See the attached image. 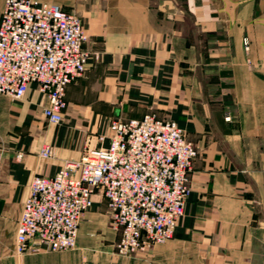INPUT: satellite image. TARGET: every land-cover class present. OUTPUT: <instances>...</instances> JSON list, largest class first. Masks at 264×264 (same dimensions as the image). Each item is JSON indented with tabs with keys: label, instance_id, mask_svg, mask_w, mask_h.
<instances>
[{
	"label": "crops",
	"instance_id": "obj_1",
	"mask_svg": "<svg viewBox=\"0 0 264 264\" xmlns=\"http://www.w3.org/2000/svg\"><path fill=\"white\" fill-rule=\"evenodd\" d=\"M40 1L82 18L91 55L60 123L48 121L36 83L22 99L0 94V264H264V0ZM151 112L176 121L199 151L174 236L116 253L97 192L75 248L17 254L32 177L109 145L114 117ZM45 144L53 157L40 155Z\"/></svg>",
	"mask_w": 264,
	"mask_h": 264
},
{
	"label": "built area",
	"instance_id": "obj_2",
	"mask_svg": "<svg viewBox=\"0 0 264 264\" xmlns=\"http://www.w3.org/2000/svg\"><path fill=\"white\" fill-rule=\"evenodd\" d=\"M88 39L73 11L40 0H5L0 94L22 99L36 83L48 100V121L62 122L67 88L87 68ZM110 130L109 145L89 144L80 160L66 162L53 176L32 177L17 223V254L75 248L97 192L107 201L120 254L147 250L174 236L191 192L197 146L176 121L152 112L142 118L114 117ZM40 155L53 157L54 146L45 144Z\"/></svg>",
	"mask_w": 264,
	"mask_h": 264
},
{
	"label": "rangeland",
	"instance_id": "obj_3",
	"mask_svg": "<svg viewBox=\"0 0 264 264\" xmlns=\"http://www.w3.org/2000/svg\"><path fill=\"white\" fill-rule=\"evenodd\" d=\"M110 225H111V220H110ZM117 239H118V238H117ZM117 239H116V242H117ZM116 242H115V252L118 253V254H120V253L118 252L117 248H116Z\"/></svg>",
	"mask_w": 264,
	"mask_h": 264
}]
</instances>
